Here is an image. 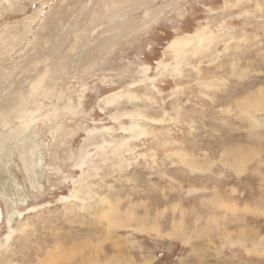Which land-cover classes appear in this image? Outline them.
I'll return each instance as SVG.
<instances>
[{
    "label": "rangeland",
    "instance_id": "374dc122",
    "mask_svg": "<svg viewBox=\"0 0 264 264\" xmlns=\"http://www.w3.org/2000/svg\"><path fill=\"white\" fill-rule=\"evenodd\" d=\"M0 34V136L32 122L0 150V264H264V107L239 108L264 99V0H0Z\"/></svg>",
    "mask_w": 264,
    "mask_h": 264
},
{
    "label": "bare ground",
    "instance_id": "6f19581e",
    "mask_svg": "<svg viewBox=\"0 0 264 264\" xmlns=\"http://www.w3.org/2000/svg\"><path fill=\"white\" fill-rule=\"evenodd\" d=\"M121 1V0H120ZM238 1V0H237ZM113 3L115 4V5H118V3H119V0H113ZM106 4V3H105ZM111 4V3H110ZM107 12V11H106ZM110 13V12H109ZM115 13H116V11H115ZM32 21V20H31ZM26 22V21H25ZM29 22V21H28ZM25 27V29H24V32H30V27H31V25H30V23H26L25 25H24ZM17 27V26H16ZM210 27V26H209ZM209 27L208 26H200V27H197L196 28V30L193 32V33H185L183 36H180V35H178V36H175L174 38H172L169 42H168V44H167V47H166V52H165V54L166 53H168V52H170V51H172V50H174V53H175V55H177L180 51H183L186 47H188V46H192V47H203L206 43H208L211 39H212V37H213V34H212V31L209 29ZM115 28H117V27H115ZM114 29V28H113ZM118 29V28H117ZM110 31H112L111 29H110ZM117 32L115 33V35H117L118 34V30H116ZM113 33V32H112ZM24 34V33H23ZM23 34L21 35L20 33H15V34H13L12 35V37L10 38V36L8 37V38H10L11 40H7V39H5L6 41H4V40H2V43L1 44H6V45H8V44H10L11 45V48H14V45L15 44H17L16 46H18L19 45V41L20 40H22L23 38L22 37H24L23 36ZM3 35V34H2ZM119 35V34H118ZM113 37H114V35H113ZM116 37V36H115ZM3 37L1 36V34H0V40L2 39ZM233 41V40H232ZM12 42V43H11ZM21 43V42H20ZM206 46V45H205ZM6 47V46H5ZM8 48H10V47H8ZM213 48V47H212ZM1 49H2V47H1ZM0 49V50H1ZM191 49V48H190ZM206 49H208V48H206ZM10 50V49H9ZM192 50H194V49H192ZM199 50V49H198ZM210 50V49H209ZM208 50V51H209ZM212 50V49H211ZM194 51H197V50H194ZM201 51V50H200ZM187 52V51H186ZM188 53V52H187ZM170 54V53H169ZM170 56V55H169ZM82 57V56H81ZM180 57V56H179ZM177 59V58H176ZM166 64H167V62H166ZM158 67L159 68H161L162 66H164V60H160L159 61V63H158ZM172 65H174V64H172ZM149 66V65H148ZM177 66V65H176ZM179 66H180V64H179ZM144 67V66H143ZM150 67V66H149ZM148 67V68H149ZM168 67V66H167ZM173 67V66H172ZM171 67V68H172ZM147 67H146V71H148L147 69H148ZM175 69V68H174ZM179 69V68H178ZM144 70V69H143ZM138 71H139V68H138ZM145 71V72H146ZM162 71V70H161ZM177 71V70H176ZM179 71V70H178ZM149 72V71H148ZM173 72V71H172ZM175 73V72H174ZM173 73V74H174ZM143 75V74H142ZM44 76H46V74H44V75H42L41 77H40V79H38L33 85H32V88H31V96H33L34 97V95H36V94H39L38 92L40 91V90H38L39 89V87H40V85H41V83H42V80H45L44 79ZM148 78V77H147ZM148 79H150V78H148ZM213 79V78H212ZM226 79V78H225ZM222 80H224V79H222ZM222 80H218L217 78H215V79H213V81L211 82V84L214 82V83H218V82H221ZM132 87V86H131ZM205 88V87H204ZM264 91V90H263ZM126 92V91H125ZM262 92V91H261ZM122 94V93H121ZM254 94V93H253ZM120 95V94H119ZM123 95V94H122ZM37 96V95H36ZM112 96H114V95H112ZM252 96V95H251ZM262 96V95H261ZM109 98L107 99V102H113V97L111 98L110 97V95L108 96ZM123 97V96H122ZM121 97V98H122ZM126 98H128V97H126ZM251 98V97H250ZM253 98V97H252ZM263 97H259V96H257L254 100H249V101H246L243 105L241 104V105H239V108L241 109V110H243V112H248V114H249V112H251V114L253 113L252 111H256V110H259V109H263V107H264V99H262ZM247 100V99H246ZM19 102V101H18ZM27 104H28V101L24 98L19 104L17 103V106L15 107V109H14V115H13V118H15V119H20V120H27V119H29V120H31L32 118H33V110L32 109H28V106H27ZM240 104V103H239ZM16 105V104H15ZM30 108V107H29ZM8 110V109H7ZM3 111V110H2ZM9 111H12V110H9ZM6 113V114H5ZM7 113L8 112H1L0 111V123L1 122H6L7 120H8V117H9V115L7 116ZM10 113V112H9ZM122 115H124V116H126V118L127 117H130V118H132V119H135L136 120V124L133 126L134 127V129L136 128V130H141V133H146V131L144 130V129H142L143 128V126H142V124L140 123V122H143L144 120H148L149 119V117L150 116H148L147 117V115H145L144 113H142V112H139V113H134V112H131V111H127V112H124ZM117 116H119V115H117ZM121 116V115H120ZM138 117V118H137ZM124 118V117H123ZM158 120V119H157ZM257 120V119H256ZM4 124V123H3ZM31 124H32V122H26V123H24V124H22V125H20L18 128H16L12 133H10L9 135H7V136H3V137H1L0 136V150L2 151L3 150V148H5L4 147V145H6L5 144V141L9 138V139H14V140H20L21 138H23V137H25L27 134H25L26 132H27V130H29V128H31ZM35 127V126H34ZM33 127V130L35 129ZM31 133V132H30ZM28 138V137H27ZM8 139V140H9ZM28 139H30V138H28ZM13 141V140H12ZM8 142V141H7ZM6 142V143H7ZM17 142V141H16ZM29 142V141H28ZM23 144H24V142H23ZM22 144V145H23ZM8 145V144H7ZM17 145V144H16ZM26 145H28L27 143H26ZM25 145V146H26ZM36 146H38L37 145V143H36V141H32L31 142V145L29 144V146H26V147H24V148H22L23 150H24V152L22 153V151H21V153H22V157H21V159H22V162H23V165H24V170H25V172H27L28 174L29 173H33V172H35L36 170H37V172H38V169H36V166L37 165H39L38 163H39V155H38V153H39V149L36 151L35 150V148H37ZM8 147V146H7ZM6 149V148H5ZM116 149V148H115ZM176 149V148H175ZM0 151V152H1ZM6 151H7V149H6ZM40 154V153H39ZM117 155V154H116ZM183 155V154H182ZM3 156V155H2ZM186 156V155H185ZM5 156H3V158H4ZM180 157H182V156H180ZM2 158V157H1ZM43 158V157H42ZM194 158V157H193ZM122 159V158H121ZM2 160V159H1ZM41 160V159H40ZM126 160V159H125ZM124 161V160H123ZM185 161V160H184ZM191 161V160H190ZM183 162V161H182ZM187 162V161H186ZM194 162H195V160H194ZM120 164V163H119ZM188 166H190V165H188ZM39 167V166H38ZM118 167V166H117ZM194 167V166H193ZM242 170V169H241ZM33 174H36V173H33ZM12 180V179H11ZM32 180V179H31ZM34 184V183H33ZM76 185V184H75ZM82 185V184H81ZM80 186V185H79ZM86 186L87 187H90L91 186V184H86ZM12 187V186H11ZM79 190L80 189H78L77 188V186H75V188H74V191H73V193H72V196L73 197H75V198H78V199H80V194L78 195V192H79ZM80 192H81V190H80ZM110 197V196H109ZM121 199V198H120ZM101 200V202L102 203H110L111 204V209L109 208V209H105L104 211H102L101 212V215L102 216H108V212L109 211H111V210H115V212H117L118 211V203H119V201L118 200H114V199H108V198H106V197H103V198H101L100 199ZM230 201V200H229ZM67 202V201H66ZM237 202V201H236ZM220 204L222 205L223 204V206H225V207H234V210H236L237 209V205L238 204H236L235 203V201L233 202V203H231V204H229V202L227 203V204H225L224 205V203L223 202H220ZM229 204V205H228ZM99 205V204H98ZM96 206V205H95ZM109 206V205H108ZM240 206V205H239ZM238 206V207H239ZM116 207H117V209H116ZM99 208V207H98ZM240 208V207H239ZM247 209V208H246ZM248 209H249V207H248ZM255 209V208H254ZM237 211V210H236ZM235 212V211H234ZM128 217V216H127ZM0 219H1V215H0ZM25 230V229H24ZM211 230V229H210ZM16 231V229L14 228V226H11V231H10V233L8 234V239L9 238H11V237H13L12 236V234L14 233ZM240 243V242H239ZM63 247V246H62ZM61 248V247H60ZM64 248V247H63ZM59 249V248H58ZM48 250V249H47ZM40 251V250H39ZM62 251V250H61ZM59 252V251H58ZM58 252H56V253H54V254H57ZM63 252V251H62ZM61 252V253H62ZM54 254H53V252L52 251H47V254L45 255V257H43V258H38L39 260H38V263L39 264H55L57 261H56V259H54V258H56V256L54 257ZM37 255H38V253H37ZM62 256V255H61ZM37 260V259H36ZM149 260V259H148ZM151 261V260H150ZM226 262V261H225ZM181 264H184L183 262L181 263ZM226 264V263H225Z\"/></svg>",
    "mask_w": 264,
    "mask_h": 264
}]
</instances>
